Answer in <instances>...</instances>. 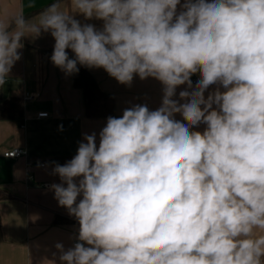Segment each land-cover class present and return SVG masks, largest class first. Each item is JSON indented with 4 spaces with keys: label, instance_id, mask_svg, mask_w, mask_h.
I'll return each mask as SVG.
<instances>
[{
    "label": "clouds",
    "instance_id": "1",
    "mask_svg": "<svg viewBox=\"0 0 264 264\" xmlns=\"http://www.w3.org/2000/svg\"><path fill=\"white\" fill-rule=\"evenodd\" d=\"M70 4L52 3L38 24L0 22V86L22 38L42 28L66 74L79 64L125 85L151 77L163 99L108 117L98 145L85 134L55 166L62 182L51 189L79 223L73 247L56 245L61 264H264V0Z\"/></svg>",
    "mask_w": 264,
    "mask_h": 264
},
{
    "label": "crops",
    "instance_id": "2",
    "mask_svg": "<svg viewBox=\"0 0 264 264\" xmlns=\"http://www.w3.org/2000/svg\"><path fill=\"white\" fill-rule=\"evenodd\" d=\"M54 2L63 11L71 10L70 0H0V22L9 23L23 16L29 23L38 24ZM72 15L82 25L92 24L98 30L103 27L102 20L87 19L78 12ZM21 42V58L0 86V104L17 96L22 109L21 119L0 120V190L9 196L0 200V264H61L56 245L62 244L64 251L73 247L79 223L55 198L51 185L62 181L54 168L65 164L61 160H71L76 155L85 134L95 132L98 145L107 119L85 116L83 94L73 86V73L66 74L51 61L55 40L50 30L41 28L39 35L25 36ZM66 51L69 58H74L70 49ZM81 67L99 90L112 98L111 117L119 118L125 109L135 105H146L154 111L162 104L163 85L154 78L141 80L134 76L131 84L125 85L103 68ZM199 78V73L191 77L193 87ZM186 88L187 85L178 86L173 98L179 100V92ZM214 88L205 92V97ZM28 96L34 100L24 102ZM41 113L47 116L37 118ZM175 119L183 120L179 113ZM203 129L204 125H200L194 130ZM12 150H21L23 155L17 159L3 157L4 152Z\"/></svg>",
    "mask_w": 264,
    "mask_h": 264
},
{
    "label": "trees",
    "instance_id": "3",
    "mask_svg": "<svg viewBox=\"0 0 264 264\" xmlns=\"http://www.w3.org/2000/svg\"><path fill=\"white\" fill-rule=\"evenodd\" d=\"M79 71L73 73V86L82 91L85 116L89 119H107L113 114V101L108 95L102 93L92 76L81 66L77 65ZM22 109L21 100L16 96L0 104V120L21 119ZM66 163L69 159H63ZM9 196L0 190V200L7 199Z\"/></svg>",
    "mask_w": 264,
    "mask_h": 264
},
{
    "label": "built area",
    "instance_id": "4",
    "mask_svg": "<svg viewBox=\"0 0 264 264\" xmlns=\"http://www.w3.org/2000/svg\"><path fill=\"white\" fill-rule=\"evenodd\" d=\"M32 100H34L33 96L24 97V99H23L24 102H29ZM46 116H47V114L41 113V114H38L36 117L37 118H45ZM22 155H23V152L21 150H12V151L4 152L3 157L7 158V159H17V158H20ZM35 164L37 166H44V164L39 163V162H36Z\"/></svg>",
    "mask_w": 264,
    "mask_h": 264
}]
</instances>
